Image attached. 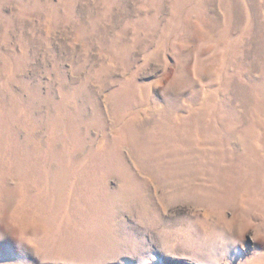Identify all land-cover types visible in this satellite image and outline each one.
<instances>
[{
	"label": "rangeland",
	"instance_id": "1",
	"mask_svg": "<svg viewBox=\"0 0 264 264\" xmlns=\"http://www.w3.org/2000/svg\"><path fill=\"white\" fill-rule=\"evenodd\" d=\"M0 264H264V0H0Z\"/></svg>",
	"mask_w": 264,
	"mask_h": 264
}]
</instances>
